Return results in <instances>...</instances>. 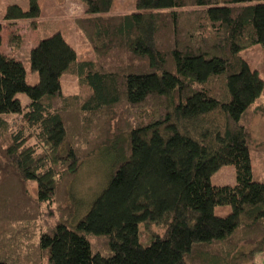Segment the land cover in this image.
<instances>
[{"label": "trees", "instance_id": "16d2710c", "mask_svg": "<svg viewBox=\"0 0 264 264\" xmlns=\"http://www.w3.org/2000/svg\"><path fill=\"white\" fill-rule=\"evenodd\" d=\"M83 1L76 22L95 60L47 34L30 50L35 84L1 49L0 22V264H256L264 182L250 142L264 80L240 52L264 46V0H137L114 15V0ZM40 14L29 0L4 20ZM65 74L78 94L63 93ZM102 149L123 161L76 221L72 184ZM227 165L236 183L213 184ZM140 224L153 232L147 245Z\"/></svg>", "mask_w": 264, "mask_h": 264}, {"label": "rangeland", "instance_id": "374dc122", "mask_svg": "<svg viewBox=\"0 0 264 264\" xmlns=\"http://www.w3.org/2000/svg\"><path fill=\"white\" fill-rule=\"evenodd\" d=\"M137 0H114L108 14L133 13L136 11ZM17 4L24 10L29 8V0H0V22L6 25L10 23L4 20L5 10L9 5ZM41 8L40 17L36 20H21L17 24L3 27L4 50L7 54L20 59L26 69V79L30 84L38 80L37 72L33 71L30 62V50L34 44L47 34L61 31L69 44L77 52L79 61L95 60V51L85 33L78 26L76 19L86 16L87 5L83 0H39ZM43 35V36H42ZM240 56L257 70L260 78L264 80V46L253 44L244 48ZM62 91L65 95H75L80 92L78 78L65 74L61 78ZM264 91V90H263ZM21 102L26 105L29 98L26 94H19ZM264 105V92L256 99L253 108ZM253 138L250 142V152L253 163V178L255 181L264 182V115L255 113L252 122ZM123 161L119 150L102 149L92 159L85 162L71 187L70 203L77 204L78 221L88 212L93 201L107 186L111 173ZM215 185H234L236 183V171L233 165L221 167L211 178ZM37 189V187H36ZM229 206H218L215 214L226 216L230 213ZM154 230L162 232L160 229ZM152 230V229H151ZM139 232L141 243L147 245L154 238L153 232L147 231L144 224H140ZM162 235V234H161ZM256 264H264V255H259Z\"/></svg>", "mask_w": 264, "mask_h": 264}, {"label": "crops", "instance_id": "0c3cea01", "mask_svg": "<svg viewBox=\"0 0 264 264\" xmlns=\"http://www.w3.org/2000/svg\"><path fill=\"white\" fill-rule=\"evenodd\" d=\"M118 14H121V13H118ZM19 21H13V22H10V23H8L9 25H13V27H14V25L15 24H17ZM7 24V25H8ZM5 23H2V45H1V49L5 52V53H7L5 50H4V47H3V44H4V32H3V27L5 26H7ZM43 36V35H42ZM42 37L40 36L39 37V40L34 44V45H36L39 41H40V39H41ZM18 97H19V99L21 100V97H20V95H18Z\"/></svg>", "mask_w": 264, "mask_h": 264}]
</instances>
